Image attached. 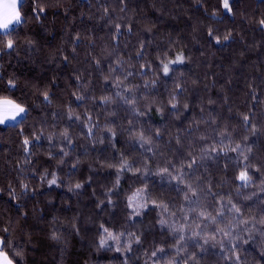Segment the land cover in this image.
<instances>
[{
    "label": "trees",
    "instance_id": "trees-1",
    "mask_svg": "<svg viewBox=\"0 0 264 264\" xmlns=\"http://www.w3.org/2000/svg\"><path fill=\"white\" fill-rule=\"evenodd\" d=\"M229 3L231 12L223 0H22L21 23L0 33V101L27 108L0 125V239L13 264H264V0ZM181 54L164 75L161 59ZM122 96L135 98V112ZM133 131L152 143L141 147ZM237 144L243 155L231 151ZM121 155L149 174L125 172L114 187L109 165ZM171 165H183L191 200L184 184L156 174ZM145 184L183 232L162 227L158 209L131 215L127 197ZM103 228L123 235L100 247Z\"/></svg>",
    "mask_w": 264,
    "mask_h": 264
},
{
    "label": "snow or ice",
    "instance_id": "snow-or-ice-1",
    "mask_svg": "<svg viewBox=\"0 0 264 264\" xmlns=\"http://www.w3.org/2000/svg\"><path fill=\"white\" fill-rule=\"evenodd\" d=\"M17 4H18V0H11V3H7L4 5L5 14L3 15L2 18H0V29L5 30L3 33V35H5V36L10 35V32L7 31L9 29V25L13 24V22L20 23L22 20L21 13L18 10ZM223 8L228 12L232 11L229 0H223ZM43 11H44L43 8H40L38 10L37 16H36L37 19H39V14L42 13ZM260 23L262 25H264V20H261ZM116 29H117V34H118L119 29H120V25H116ZM129 30H131V29H129ZM209 35L210 36L212 35L211 31L209 32ZM77 39H79V38L77 37ZM224 39L227 40V39H229V37L225 36ZM216 42L217 43L220 42L219 38H216ZM4 46H5V48H7L9 50H13L15 47V42L13 39H7ZM142 55H143V48L141 47V50L137 53V56L142 57ZM183 61H184V56L182 54L177 55L174 60H167V62H165L164 59H161V68H162L163 74L167 76L169 74V72L172 71L171 65L176 64V63H182ZM97 64H99L98 61H97ZM112 71H116V69H112ZM129 75H130V73H129ZM106 79H107V77H106ZM125 79H127V77H125ZM122 83H123L122 81H116L115 86L120 87V85ZM8 85L10 88H14L15 82L13 80H9ZM117 95H120V94L117 93ZM43 97H44V100L46 102H49V103L51 102L50 98H49V94L47 92L43 93ZM76 99L77 100H83V97L77 96ZM121 99H123L125 103L131 104L133 111L134 112L136 111V109H135V98L130 99V98L122 96ZM101 100L105 104L112 102V98L108 97V96L102 97ZM170 103L172 104L173 109L177 108L175 95H173ZM0 104L7 106L2 111H0V125L5 124L8 120L14 121V120H16L17 117L21 116L22 114H26V112H27V108L24 107L22 103H16L15 101L9 100L7 98L0 101ZM185 107H187V105H185ZM136 114L142 116V115H145L146 113L137 112ZM72 115H73V113L71 112V110H69V117L71 118ZM76 118L79 119L78 116ZM244 120L247 121L248 117L245 116ZM88 121H89V124L91 125V117H88ZM88 131H89V134L91 135L92 134V127L91 126L89 127ZM109 132H111L112 136L115 137L116 133L112 129H109ZM130 135H133L135 137L137 142L140 143L141 147H143L144 145H150L152 143V139L149 137H146L145 134L143 133V131H141L139 133H136L135 131H133L130 133ZM157 135H159V133H157ZM41 138H42L41 135H36L33 137L34 140H39ZM47 138L49 141L53 140L52 135H49ZM61 138L68 145H71L72 138L69 135L67 130H65L63 133H61ZM31 143H32V141L28 137L24 138L23 145H24V150L26 153L29 151V146L31 145ZM53 147H55V145H53ZM226 150L227 149H222V151H226ZM60 151L63 154V156H67L69 154L64 148H61ZM212 151H216V149L213 148ZM231 151H233V152L239 151L240 154L243 155V151L241 150V147L239 144H237L236 147L231 148ZM53 158H55V157H53ZM244 159L247 160L248 159L247 156H244ZM61 162H63V161H61ZM195 163H196V161H195V159H193L192 161H190L188 163L187 167L192 168ZM109 167H116L117 168L116 181H115V186H114L116 188H119L120 177L125 172H132L134 175L137 173L142 174V175H148L149 174L147 171H142L141 167L136 166L134 163H130L129 160L127 158H125L123 155H121L120 163H119L118 167L116 165H109ZM248 167H249L248 165H245L244 170H241L239 173L238 179L242 182V185H246L248 182L251 181V176L249 175ZM174 172H175V175L173 174ZM156 174L160 175L161 177H167L170 180H175L178 182V185L184 184L185 187L180 189V190L184 192L185 200H191V196L189 195V193H191L193 196L195 195V192L192 189L191 184H185V173L183 171V165L181 166L180 169H176L175 165H171V170L169 169V167H163V168H160ZM47 176H48V173L46 172L44 174V176H42V179H47ZM47 183L49 184V186L57 184V177L55 176L54 173L52 174L51 179H47ZM27 187H28L27 185H24L25 189H27ZM74 187H75V189H81L83 187V185L81 183H76ZM110 193H111V190H109V194ZM101 203H103V202H101ZM109 203H111V200H109ZM229 203H231V202L229 201ZM127 207L132 209L131 215H133V216H140L143 211L148 210L149 208H151L152 210L158 209L159 214H160L159 224L162 227H169L172 229L173 232H183V230H184L183 225H181L179 228H177L176 225L169 223V220L167 219V217L174 215V213H172L170 211L169 204L166 202H163V201H157V200L151 199V192L148 190L147 184H145L141 188H137L135 191H133L131 193V195H129L127 197ZM232 209H234V211L237 214H240V212H241L240 208L236 207L235 205H232ZM200 215L204 216L206 219L210 218L213 223L217 222V217H223L222 212L217 213V216H210V214L206 215L203 212H201ZM244 223H247V221H245ZM217 231L226 238L231 235V232L228 230H225V229H217ZM103 233L105 235H102L100 238V241H99L100 247L106 246L108 244L109 240L119 241L121 236L123 235V233L117 235V234L113 233L112 231H109L108 228H103ZM52 238L58 239V237L55 234L53 235ZM183 239H184L183 235H180L179 240L182 241ZM211 239L215 240V235H213L211 237ZM135 241L137 243H139V237L138 236L135 237ZM205 243H208V239H205ZM7 247H8V245H7L6 241L3 239H0V264H13L14 258H9V255L7 254V251H6ZM117 250L119 251L120 249L118 248ZM16 255H21V253H16ZM153 255H155V253H153ZM237 259H238V257H237Z\"/></svg>",
    "mask_w": 264,
    "mask_h": 264
},
{
    "label": "rangeland",
    "instance_id": "rangeland-1",
    "mask_svg": "<svg viewBox=\"0 0 264 264\" xmlns=\"http://www.w3.org/2000/svg\"><path fill=\"white\" fill-rule=\"evenodd\" d=\"M21 2H22V0H18V4H17L18 10H19V7H20ZM7 3H11V0H0V18H2L3 15L5 14V7H4V5L7 4ZM21 21H22V20H21ZM20 23H21V22H20ZM20 23H15V22H13V24L9 25V29H8L7 31L11 30L13 27H15L16 25H18V24H20ZM2 30H3V29H0V31H2ZM3 31H5V30H3ZM180 64H182V63H176V64H173V65H171V68L174 67V66H176V65H180ZM23 115H24V114H23ZM24 116H25V115H24ZM24 116H23V117H24ZM23 117H22V118H23Z\"/></svg>",
    "mask_w": 264,
    "mask_h": 264
},
{
    "label": "crops",
    "instance_id": "crops-1",
    "mask_svg": "<svg viewBox=\"0 0 264 264\" xmlns=\"http://www.w3.org/2000/svg\"><path fill=\"white\" fill-rule=\"evenodd\" d=\"M0 33H4V31L2 30V31H0ZM6 107H7L6 105L0 104V111H2ZM24 115L22 114L21 116L17 117L16 120H14V121L8 120L5 124H2V125H14V124L18 123Z\"/></svg>",
    "mask_w": 264,
    "mask_h": 264
}]
</instances>
